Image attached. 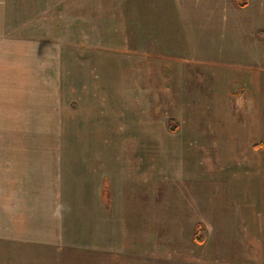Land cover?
<instances>
[{"label": "rangeland", "instance_id": "1", "mask_svg": "<svg viewBox=\"0 0 264 264\" xmlns=\"http://www.w3.org/2000/svg\"><path fill=\"white\" fill-rule=\"evenodd\" d=\"M199 1L0 0V264H264V0Z\"/></svg>", "mask_w": 264, "mask_h": 264}, {"label": "crops", "instance_id": "2", "mask_svg": "<svg viewBox=\"0 0 264 264\" xmlns=\"http://www.w3.org/2000/svg\"><path fill=\"white\" fill-rule=\"evenodd\" d=\"M195 1L197 2L198 0H195ZM246 1H247L246 4H243V5L240 4L239 1H237V0H208V2H206V3H202V2L199 1L197 3L196 7L198 8L197 11L199 13H202L203 16H205V14L208 13L209 9H207V8H210L212 10L213 9H218V10L219 9H224L225 11L230 13V18H228L229 26L236 27L240 23V21H239L240 19H238V17H236V15L239 14L240 16L241 15L243 16L245 11L247 10L245 7L246 6L248 7V5H250L251 0H246ZM231 4H235L236 6H238V9H236L237 10L236 12L230 11V7H231L230 5ZM232 6H234V5H232ZM234 9H235V6H234ZM5 82H6L7 86L9 85L11 87V86L14 85L17 88L20 87V84H21L19 82H15L14 84L9 83V79H5ZM31 95H33V94H29L28 96H31ZM11 101L12 100H10V102ZM7 103H8V101H7ZM245 108H246L245 109V111H246L247 107H245ZM7 109H8V107L5 110H7ZM76 170L78 171V169H76ZM75 171H74V173L78 174Z\"/></svg>", "mask_w": 264, "mask_h": 264}, {"label": "trees", "instance_id": "3", "mask_svg": "<svg viewBox=\"0 0 264 264\" xmlns=\"http://www.w3.org/2000/svg\"><path fill=\"white\" fill-rule=\"evenodd\" d=\"M239 1L240 4H246V0H237ZM172 123H173V120L170 119L169 121V126L172 128V129H176L178 127V125H174L172 126ZM206 236H207V231H206V228L204 227L203 224L199 223L197 225V229H196V232L194 234V239L196 242H204L205 239H206Z\"/></svg>", "mask_w": 264, "mask_h": 264}]
</instances>
